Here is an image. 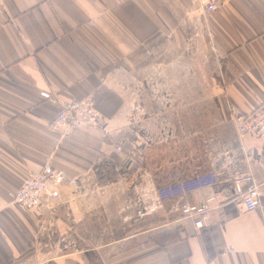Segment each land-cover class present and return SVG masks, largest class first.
Here are the masks:
<instances>
[{
    "label": "crops",
    "instance_id": "obj_1",
    "mask_svg": "<svg viewBox=\"0 0 264 264\" xmlns=\"http://www.w3.org/2000/svg\"><path fill=\"white\" fill-rule=\"evenodd\" d=\"M44 93L91 99L102 125L61 138ZM263 103L264 0H219L208 15L196 0H4L0 264H264V140L239 138L232 123L233 112ZM45 166L78 183L35 211L11 208ZM209 173L215 186L180 201L217 197L202 228L168 207L158 222L115 228L128 232L118 240L100 218L94 225L114 193L150 202L163 186ZM247 174L262 192L252 213L232 201L234 179ZM94 226L99 236H85Z\"/></svg>",
    "mask_w": 264,
    "mask_h": 264
},
{
    "label": "built area",
    "instance_id": "obj_2",
    "mask_svg": "<svg viewBox=\"0 0 264 264\" xmlns=\"http://www.w3.org/2000/svg\"><path fill=\"white\" fill-rule=\"evenodd\" d=\"M196 1L202 15L212 14L219 9V0ZM3 6L4 0H0V9ZM41 97L58 106V112L51 128L61 138L69 136L75 130L99 129L102 125V115L89 98L64 102L50 93H44ZM232 123L239 138L250 136L264 140V103L250 113L235 114L233 112ZM116 150L119 151L120 147H117ZM77 183L78 181L75 179H67L63 172L55 170L51 166H45L41 171L23 181L19 189L12 195L10 207L25 212L35 211L47 206L45 201L56 200L62 186H73ZM216 184L217 175L214 173L195 175L171 184L156 196L163 202L177 201L173 211L191 220L193 227L199 229L211 221L212 212L218 208L217 197L212 196L194 204L181 205L180 201L189 194L213 187ZM232 187V201L242 205L245 212L252 213L260 208L261 185L252 174L236 177Z\"/></svg>",
    "mask_w": 264,
    "mask_h": 264
},
{
    "label": "rangeland",
    "instance_id": "obj_3",
    "mask_svg": "<svg viewBox=\"0 0 264 264\" xmlns=\"http://www.w3.org/2000/svg\"><path fill=\"white\" fill-rule=\"evenodd\" d=\"M189 80L191 82H195V80H197V78L195 76H190ZM192 91L196 92L195 88ZM129 95H131V91L128 93V96ZM191 95H193V94H191ZM194 96H195V93H194ZM128 99L130 101L127 100V104H126L125 109H126V112L130 113V117L128 118L126 124L128 125V127L130 128V131H131V128H133L134 123H135V122H133V117H132L133 116L132 113H134L133 112L134 104L132 103L131 97H129ZM207 101L208 100L205 99L204 103L205 102L207 103ZM189 102L191 103V105H188L189 108L193 109V111H194L196 108V100L195 99L193 101L189 100ZM209 106L205 107V111H208ZM147 124H148V121L145 124L146 128L148 129ZM130 135H131V133H130ZM128 184H129V188L131 189L132 186L130 185L129 180H128ZM169 186L170 185L163 186V187L159 188L158 190H156V195L158 196V193L161 190H163ZM145 189L146 188H143L142 190H145ZM108 192H115V189L112 188L109 191H107V193ZM157 196H156V199H157ZM123 197L124 196L121 193L119 195L114 193L112 196H110L108 201H107L108 206L106 208L104 207L105 210L103 209L104 212L101 213L100 216L97 214L98 215L97 219L93 220V221H95L94 225L100 224V221H98V219L100 218L101 224H104L107 227L111 226L114 229L117 227L122 228L125 226L135 225L136 223L138 224V222L141 221L140 218H142L143 220L144 219L147 220L148 216H150V215H152L151 217H153L154 220L157 219V222H158V221L162 220L163 215H164V212H163L164 210L166 211V209L169 208V211H168L169 213H170V210L173 211L172 205L170 207L164 206L163 205L164 202L161 200H158V199L154 200V201H150V202L149 201H143V200L136 201L133 199L132 193H130V197L125 198V200H122ZM49 208H52V207H48V209ZM149 210H152V211L150 212ZM39 221H40V219H39ZM87 226L92 227V223L89 221ZM98 226H100V225H98ZM95 227H97V226H94V228H91L89 230V232L85 233V236L90 237V238L98 237L99 234H97L95 232ZM126 235H128V232L124 233L120 229H117V230L115 229L113 232H111L109 234L108 238L113 239V240H118V239H121L122 236L124 237ZM44 250H46V249L44 248L42 251H44ZM42 251H41V255H42Z\"/></svg>",
    "mask_w": 264,
    "mask_h": 264
}]
</instances>
